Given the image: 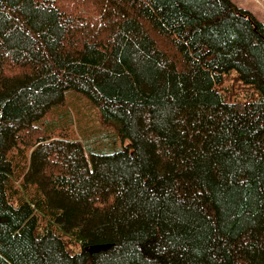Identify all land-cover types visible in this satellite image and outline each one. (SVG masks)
<instances>
[{
	"label": "trees",
	"instance_id": "trees-1",
	"mask_svg": "<svg viewBox=\"0 0 264 264\" xmlns=\"http://www.w3.org/2000/svg\"><path fill=\"white\" fill-rule=\"evenodd\" d=\"M69 1L0 0V264H264V23L233 0ZM75 93L121 148L70 135Z\"/></svg>",
	"mask_w": 264,
	"mask_h": 264
},
{
	"label": "rangeland",
	"instance_id": "rangeland-1",
	"mask_svg": "<svg viewBox=\"0 0 264 264\" xmlns=\"http://www.w3.org/2000/svg\"><path fill=\"white\" fill-rule=\"evenodd\" d=\"M68 7L70 5L69 0H62ZM238 6L249 10L257 19L264 23V0H233ZM78 7L88 9L89 3L78 4ZM94 13H89V17H93ZM236 71H232L229 75H225L222 84L221 91L226 93L230 100H244L246 99L249 88L245 87L239 80L235 78ZM77 94V93H75ZM78 98H72L68 100L67 104L63 108L71 119L70 122H63L62 125L68 126L70 135H79L87 142H95L92 139L90 131L93 128H101L107 135V141H109V147L111 149H118L122 147L121 140L116 136L115 130L111 126H103L100 123V111L99 108L92 105L91 102L82 94H77ZM60 112V111H57ZM57 116L51 115L47 117L51 118L54 122ZM60 118V117H58ZM57 118V119H58ZM35 136L43 135L40 133V129H37ZM113 147V148H112ZM70 251H78V245H68Z\"/></svg>",
	"mask_w": 264,
	"mask_h": 264
},
{
	"label": "water",
	"instance_id": "water-1",
	"mask_svg": "<svg viewBox=\"0 0 264 264\" xmlns=\"http://www.w3.org/2000/svg\"><path fill=\"white\" fill-rule=\"evenodd\" d=\"M95 249H96L95 246H93V247L90 248L91 251H92V250H95Z\"/></svg>",
	"mask_w": 264,
	"mask_h": 264
}]
</instances>
